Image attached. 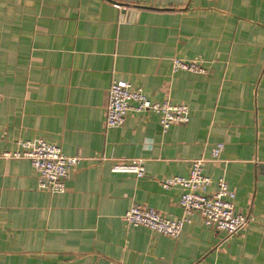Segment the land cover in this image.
Masks as SVG:
<instances>
[{
  "label": "crops",
  "instance_id": "crops-1",
  "mask_svg": "<svg viewBox=\"0 0 264 264\" xmlns=\"http://www.w3.org/2000/svg\"><path fill=\"white\" fill-rule=\"evenodd\" d=\"M173 57L206 72H172ZM112 80L185 104L188 121L106 127ZM34 138L78 160L53 193L28 160L0 158V264H264V0H0V151ZM201 157L209 191L224 178L252 216L240 232L198 214L176 238L124 221L132 204L180 217L161 181ZM132 159L142 176L110 170Z\"/></svg>",
  "mask_w": 264,
  "mask_h": 264
},
{
  "label": "built area",
  "instance_id": "built-area-1",
  "mask_svg": "<svg viewBox=\"0 0 264 264\" xmlns=\"http://www.w3.org/2000/svg\"><path fill=\"white\" fill-rule=\"evenodd\" d=\"M205 73V67L197 61L171 58V71ZM104 125L120 126L128 113L149 111L157 115L162 130L173 123L188 121V107L185 104L169 100L152 101L141 88L134 87L123 80H112L106 92ZM223 144L218 143L211 149V161L219 162ZM0 158H21L29 161L36 173L37 186L41 190L61 193L65 189V180L71 168L77 163V157L63 154L54 143L34 138L18 140L13 151H0ZM206 158L191 160L186 176H170L161 181L164 188L177 187L180 190L178 205L182 214L178 218L163 216L158 210L132 204L122 215L131 226H143L149 230L176 238L182 226L190 222L192 215L198 214L208 227L224 231L227 236L240 232L252 216L236 210L235 192L230 190L224 178L218 179L214 190L209 191L212 180L203 171ZM112 172L131 173L136 177L144 174L140 159L127 162L115 161L110 166Z\"/></svg>",
  "mask_w": 264,
  "mask_h": 264
}]
</instances>
